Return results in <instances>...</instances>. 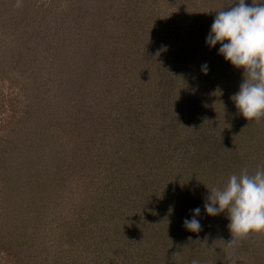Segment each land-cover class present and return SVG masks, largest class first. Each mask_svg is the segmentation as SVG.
I'll return each mask as SVG.
<instances>
[{
    "label": "rangeland",
    "instance_id": "obj_1",
    "mask_svg": "<svg viewBox=\"0 0 264 264\" xmlns=\"http://www.w3.org/2000/svg\"><path fill=\"white\" fill-rule=\"evenodd\" d=\"M97 1L100 2V0H20V6H17V0H0V158L5 162L6 178L4 186L1 178L3 174H0V208L6 207L3 211L9 219V222L5 220L4 215L0 218V264H16L15 261H20L18 251L26 259V251L31 252L37 245L43 244L40 234L45 230L44 242L51 243L52 239L54 242L57 239L59 241L58 234H62L64 226L67 227L66 230L73 231H77L75 224L85 228L86 223L81 219L82 216L86 217L89 229L98 232V229L107 225L109 230H112L114 223L107 219L103 220L105 214L99 213L101 210L96 203L102 193L106 195L109 192L110 186L106 184L105 178L108 170L105 167L112 154H120L114 153L120 149L115 140L119 137L121 140L124 139V145L131 146L135 144L133 140H138L129 132L124 133L129 128L124 126L125 122L138 115V77H135L138 75V50L141 48L143 50L144 47L152 58L151 52L156 48L146 44L150 37H146L145 32L127 36L121 32L118 37L110 39L109 34H114L113 29L118 26V20L121 18L125 20L129 11H134V15L137 16L138 0L127 2L106 0L114 2L104 4L102 13L96 11L99 7ZM192 1L181 0L179 7L176 8H173L172 2L164 1L161 5H156L158 11L148 20V23L154 26L151 29L155 35L162 31L160 21L167 22L166 28L169 29H165L166 32H162L161 35L164 44L161 46L158 36L157 44L160 43L161 49L172 55L177 52L175 57L178 60H185L183 56L186 55L189 64L194 54H198L196 51L189 52V48L193 46L190 42L195 39V34L201 33V28L210 20L209 18L214 16V11L205 4L206 2ZM246 1L249 6L253 3V0ZM262 1L264 0H255L256 3ZM135 2L137 3L134 4ZM150 8L149 1L144 0L143 11L147 13ZM137 19L138 17L135 21ZM136 25L138 27V22ZM104 27H107L105 32ZM106 38L104 44L102 40ZM151 58L146 59L142 56L139 60L141 70L139 84L147 97L150 94L148 74L152 73V69L156 70L152 62L163 63L159 56L157 58L154 56L153 60ZM204 60L206 63L209 61L204 55L198 54L188 65L196 67L199 61L204 63ZM105 68L111 70L107 71ZM226 68L230 71L231 78L230 82L226 80L225 82L229 84V90H234L236 94L240 88L238 80L243 75V69H233V66L227 65ZM205 80L203 79L202 91L208 84ZM207 89L208 93L199 97L203 107L196 110L195 91L187 93L188 89L186 90L185 86L179 87L181 95L179 100L176 99L179 101L177 106L185 110L181 113L184 118L177 116L179 125L183 119L189 130L194 131L198 128H193L194 121L190 119L189 114L196 111L197 115H200L198 111L205 110L207 102L212 105L215 103L216 113L220 108L225 110L224 106L227 107L228 103L221 101V92L216 89L213 92L211 87ZM143 98H146L145 95ZM153 105L149 102L148 108L142 107L146 117L152 111H156ZM236 109L235 107V112ZM202 116L206 119L204 127L209 117L204 112ZM176 122L174 124H177ZM213 123L215 122H211ZM217 127L221 130L220 124H217ZM253 129L256 130L257 136L250 145L254 144L253 151L261 150L263 156L257 159L256 163L260 168H264V118L258 123L254 122ZM186 142L187 144H183L188 146L187 152L194 149L200 153L205 151L202 145L196 148L192 142L188 140ZM246 142L248 143V140ZM237 144L240 145L239 142ZM147 145L150 143L147 142ZM82 152L88 153L86 157L95 159L97 168L104 173V176L102 173L97 178L94 177L96 183H88L85 176L79 175L78 172L83 178L75 176L74 169L79 168L82 163L87 166L86 171L93 167L91 162L81 160ZM117 159L120 161L119 157ZM120 163L118 170L124 166L122 162ZM139 166L140 164L138 168ZM125 167L122 169L125 174H121L120 178L123 179L121 183L126 187L129 181L131 187L137 178L132 174L133 169L130 170L126 165ZM114 168L117 166H113ZM60 176L65 180L58 181ZM49 178L52 180L47 182ZM39 181L54 185L51 188L56 189L55 192L62 197V202L56 200L43 184L42 188L34 185ZM47 194L49 208L44 205ZM28 196L33 197L31 201H35V208L39 207L38 215L35 212H27L24 202ZM41 204L44 207L41 208ZM136 205L138 206V203ZM12 206L20 210L14 211L13 214ZM94 207L95 210L99 209L95 214L97 220L91 217V214L95 213ZM136 209L138 214V208ZM22 216L28 224L34 221L40 223L41 233L40 228L22 226ZM121 216L126 217V214ZM133 219V216L128 221L121 218L118 222L125 225L127 223L128 227L132 228ZM216 220L220 224V218ZM9 225L16 229H12L11 234H4ZM215 226L208 230L213 233ZM73 238H77V234ZM208 239L210 241V235ZM75 241L85 250L86 254L82 260L84 262L89 260V264L92 261L93 264H97L98 260L95 259L98 250H95L91 243L86 244L80 239ZM25 242L31 244V247L25 248ZM224 245L226 248L225 243L220 247L224 248ZM12 248L17 251L14 255ZM220 254L219 256L223 255L222 252ZM226 264H264V234L250 235L234 249L228 250Z\"/></svg>",
    "mask_w": 264,
    "mask_h": 264
},
{
    "label": "trees",
    "instance_id": "obj_2",
    "mask_svg": "<svg viewBox=\"0 0 264 264\" xmlns=\"http://www.w3.org/2000/svg\"><path fill=\"white\" fill-rule=\"evenodd\" d=\"M114 1L121 2V0ZM127 1L129 0H123V2ZM148 1L149 7H151L149 12L143 11L144 0H138L137 16L134 15V11H129L125 20L122 18L118 20V26L113 29L114 34H109L112 40V38L118 37V34L121 32L126 36L137 32L138 34L145 32L146 37H150L146 44H151L156 48V50H152L151 52L152 58L159 56L160 61L163 62L162 64L152 62L156 70L153 71L154 69H152L151 65L152 73L148 74L150 89V94L148 95L149 97L151 95V102L139 84L141 81L139 60L142 56L146 57V59L151 57L144 50V47L143 50L142 48L138 50V75L135 76L138 77V101L136 100L138 102V115L131 117L133 119L127 120L124 125L126 127L129 126L128 130L124 133L129 132L138 140H133L135 144L132 146L131 144L124 145V139L121 140L119 137L115 140L120 149L115 150L114 153L120 154H112L110 161H105V163L107 162L105 168L108 170L105 173V178L107 179L106 184L110 186L109 192L106 195L102 193L98 198L99 202L97 201L96 203L101 210L99 213L105 214L103 220L107 219V221L114 223L112 230H109L107 225L98 229V232L94 229H89L87 228L88 221L86 217L82 216L81 219L86 223L84 225L85 228H81L80 225L75 224L74 227L77 231H73L71 229L66 230L67 227L64 226L62 234H58L60 236L59 241L57 239L54 242V239H52L51 243L49 241L47 243L44 242L45 230L44 233L40 234L43 244L37 245L31 252L26 251L27 261L25 256H22L21 252L18 251L20 261H15L16 264H31V262L32 264H89V260L86 262L82 260L86 253L84 248L79 247L80 245L77 244L78 242L75 239L91 243L96 248L95 250H98L97 259H95L98 260L97 264H191L193 259L198 260L199 264L227 263L228 249L225 248V245L223 246L224 248L220 246L231 239V234L227 227L230 221L227 218V212L215 217L207 215L204 204L206 197L210 195L208 188H222L232 174L239 175L245 169L248 170L249 174H254L258 169H261L256 162L257 159L259 160L263 156L260 149L253 151L254 144L250 145V142L256 139L257 136L256 130L254 131L253 129L255 121L249 123L238 113L237 109L235 112V105L230 97L231 95H235V93L234 90H229L230 86L225 82V80L230 82L231 78L230 71L226 68V65L231 67L233 65L219 54V44L211 47L206 43L211 31V25L217 14L216 12L224 10L229 6H235L232 5L235 3V0H201L210 6L212 11H214V16L213 18H209L210 20L201 28V33L195 34V39H197L190 42L193 46L189 48L190 44L187 45L189 52L196 51L200 56L204 55L209 60L207 63L205 60L204 63L201 61L196 62V67H189V65L198 54H194L189 64L188 60H186V55L183 56L185 60H178L175 57L177 52L172 55L166 50L163 51L161 49V46L164 44L161 36L162 32L165 29H169V27L166 28L167 22L160 21L162 31L157 35L151 29V27L154 28L153 24L148 23V20L153 18V14L158 11L155 8L156 5H161L164 1H168L172 2L173 8H176L179 7L181 0ZM113 2L106 0L97 1L99 7L96 11L102 13L104 4L108 5ZM190 2L193 1L190 0ZM212 11L210 12L211 15ZM135 17H138L137 21H135ZM135 22H138V27ZM106 28H103L104 32ZM150 32L151 34H147ZM157 36L159 37L161 46L159 45L160 43L157 44ZM106 40L107 38L102 40L104 44ZM121 44L123 42L119 43L118 48ZM131 45L133 46V43ZM183 47H185V43ZM174 51L175 49H173ZM165 56L167 57L164 59ZM205 64L208 66L207 74H204L202 71V65ZM105 69L107 71L111 70L110 68ZM233 69L237 68L233 66ZM203 79H206L205 81L208 83L206 86L211 87L213 92H215V89L221 92V101L223 103L227 102L228 105L227 107L224 106L225 110L220 108L216 113L215 103L214 106L207 102L208 104H204L205 110L198 111L201 116L197 115L196 111L191 112L189 116L194 121L193 128L198 127L193 131V129L189 130V126L185 125L183 119L180 125L178 124L177 116H183L184 118V115L181 113L185 112V110L183 111V108L177 106L179 101L177 102L176 99L179 100L181 95L178 91L179 87L185 86L186 90L188 89L187 93H190L192 90L195 91V109L202 108V102L199 101V97H203L204 94L208 93L207 87L202 91L204 87ZM243 79L244 76L242 75L238 80L239 86ZM201 85L203 86L201 87ZM235 92L237 91L235 90ZM143 95L146 98H143ZM182 101L184 102V100ZM149 102L152 105L154 103L153 106L156 111H152L146 117L144 114L146 112H144L145 110L142 107L148 108ZM179 109L180 111H177ZM232 110L234 112H231ZM203 112L209 117L207 125L204 127L203 123L206 119L205 116H202ZM171 113L172 115H170ZM151 116L153 119H151ZM136 117L138 118L135 119ZM175 122L177 124H174ZM211 122L215 123L211 124ZM217 124H220L221 130L217 127ZM171 126L172 129H170ZM175 126H179L180 128H174ZM137 127L138 132H136ZM187 140L192 142L196 148L202 145V147H205V151L200 153L197 149H194L192 152H187L186 148L188 146L184 145L187 144ZM247 140L248 143L246 142ZM147 142L150 145H147ZM238 142L240 145L237 144ZM117 146L114 147L116 148ZM246 148L248 149L245 150ZM87 154L82 152L81 160L91 162L93 167H89V171H86L87 166L82 163L79 168L74 169V173L76 177L79 175L85 176V180L92 184L96 183L94 177L97 178L103 172L101 173L99 168H97V161L86 157ZM116 156L120 158V161ZM2 159L0 158V174H3L1 178L5 186V162ZM120 162L124 166L118 170ZM138 164H140L139 168ZM125 165L130 170L133 169L132 174L138 180H133L135 182L131 187L128 184L129 181L126 187L121 183L123 179L120 177L121 174H125L122 170L126 168ZM113 166H117V168L113 169ZM118 173H120V176H118ZM82 176H79V178H83ZM102 176H104V173ZM51 180L49 178L47 182ZM62 180L65 179L63 176H60L58 181L62 182ZM47 182L39 181L34 185L42 188L43 184L48 191H51V195L55 196L56 200L62 202V197L55 192L56 189L51 188L54 185H47ZM47 197L48 194L44 199L45 206L48 205L46 201ZM26 198L28 199L24 203L27 206V212H35L38 215L40 210L39 207L35 208V201H31L33 197L28 196ZM137 203L138 206L136 205ZM44 205L41 204L40 207L42 208ZM47 207L49 208V206ZM197 207L201 209L200 216L197 219L202 225V231L194 233L185 228L184 220L191 219L193 210ZM5 208L3 206L0 208V218L3 217V209L5 210ZM136 208H138V214L135 211L137 210ZM12 209L13 214L14 211L20 210L13 206ZM96 209L94 207L95 213L91 214L92 219L97 218L95 214L99 209ZM124 213L126 217L121 216ZM35 214L33 213L32 215L36 218ZM132 216L134 218L131 223L132 228H129L127 223L125 225L122 222H118L121 218H125L128 221ZM4 217L9 222L8 217L5 215ZM218 218H220V224L216 220ZM21 219L23 221L22 226L25 228L29 226L40 228V223H36L37 221L28 224L24 216ZM215 222L216 224H214ZM211 226H215L213 233L208 230ZM12 229H16V227L12 228L9 225L4 234H11ZM39 232L41 233V228ZM75 234H77V238H73ZM209 235L210 241L208 239ZM97 237L99 238L95 240ZM57 241L58 244H56ZM29 247H31V244L25 242V248ZM102 248L104 249L101 250ZM12 252L13 255L17 253L13 248ZM220 252L223 253L222 256H219L221 255ZM174 253H177L175 258L172 257ZM81 256L82 258L80 259ZM91 264H93V261Z\"/></svg>",
    "mask_w": 264,
    "mask_h": 264
},
{
    "label": "clouds",
    "instance_id": "obj_3",
    "mask_svg": "<svg viewBox=\"0 0 264 264\" xmlns=\"http://www.w3.org/2000/svg\"><path fill=\"white\" fill-rule=\"evenodd\" d=\"M232 5L235 6L216 12L206 43L211 47L219 44V54L235 68L243 69L244 79L231 99L240 115L249 123H258L264 118V3L253 0L249 6L246 0H235ZM202 71L207 74L206 64L202 65ZM208 189L210 195L204 204L207 215L215 217L227 212L230 221L227 227L231 239L225 242L228 250L250 235L264 234V168L254 174L245 169L239 175L232 174L222 188ZM200 213L197 207L192 218L184 220L187 230L202 231L197 219ZM191 264L199 261L193 259Z\"/></svg>",
    "mask_w": 264,
    "mask_h": 264
}]
</instances>
